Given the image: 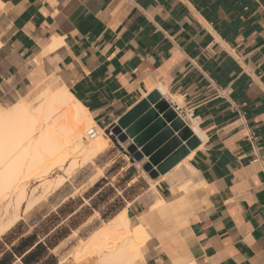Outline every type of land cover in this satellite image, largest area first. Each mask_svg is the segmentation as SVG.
I'll return each mask as SVG.
<instances>
[{
    "label": "crops",
    "instance_id": "crops-1",
    "mask_svg": "<svg viewBox=\"0 0 264 264\" xmlns=\"http://www.w3.org/2000/svg\"><path fill=\"white\" fill-rule=\"evenodd\" d=\"M50 76L101 131L157 91L201 132L181 160L193 152L195 188L172 192L158 181L165 204L153 209L147 178L161 175L151 179L147 159L130 156V139L111 138L97 156L115 150L86 188L87 201L112 187L123 204L110 219L123 208L133 220L148 216L140 264H264V0H0V105ZM56 89L48 85L41 98ZM136 186L132 199L122 197ZM81 248L75 263L97 264Z\"/></svg>",
    "mask_w": 264,
    "mask_h": 264
},
{
    "label": "bare ground",
    "instance_id": "bare-ground-1",
    "mask_svg": "<svg viewBox=\"0 0 264 264\" xmlns=\"http://www.w3.org/2000/svg\"><path fill=\"white\" fill-rule=\"evenodd\" d=\"M40 102L37 107L29 106L28 102H18L6 112L0 109V199L5 198L12 190L19 189L15 206L20 209L23 205L24 212L31 210L41 196L26 198L25 188L21 185L22 180L32 174L46 175L45 170L51 162L63 164L69 158L72 161L67 169L71 171L70 169L76 167L77 157L82 156L81 162L84 164L92 161L108 143L107 137L99 133L88 111L67 88L60 87L44 94ZM191 131L196 136L201 135L194 121L191 124ZM192 154L193 152L157 180L149 181L150 190L155 191L158 181H171L173 177L185 179L178 185L176 191H187L188 185H193L195 188L194 178L197 172L188 163ZM60 178L62 180L63 177ZM60 180L54 181L59 184ZM56 183L52 182L53 187L51 183L43 184V191L41 190L40 193L53 188L52 193ZM47 193L44 195L46 196ZM162 201L158 199L154 202L152 209L157 208ZM147 217L140 215L132 223L127 209L123 208L84 241L82 253L85 252L89 256L93 252L98 254V264H135L143 257L144 245L149 237L145 227ZM17 222L18 218L14 216L7 222L1 223L0 236Z\"/></svg>",
    "mask_w": 264,
    "mask_h": 264
},
{
    "label": "rangeland",
    "instance_id": "rangeland-1",
    "mask_svg": "<svg viewBox=\"0 0 264 264\" xmlns=\"http://www.w3.org/2000/svg\"><path fill=\"white\" fill-rule=\"evenodd\" d=\"M39 82L24 98L19 99L15 103L28 102L29 106L32 105L37 107L41 103V94L43 93L44 88L48 85H53L56 88L62 86V84L54 76L45 77ZM12 105L13 104H2L0 105V109L2 112H6L10 107H12ZM99 133L107 137L108 147L106 150H108V148L112 146L111 138L116 140V137L111 131L104 132L99 130ZM114 151L115 150L106 151L103 156L96 157L92 161L86 162L85 164L84 162H81L82 156H79L76 159V167L70 169L71 171H68L69 169H67L72 161V159L69 158L66 159L63 164L61 162H55L54 164L51 162L49 166L47 165L49 170H45V174L47 171L46 175L43 173V176L40 174H37L38 176H35V174L29 175L30 177L27 176V178L22 180L23 182L21 184L25 188L26 198H40L41 196V199H38L37 204L29 211L24 212L23 205L20 209H17L15 206L19 189L12 190L7 193L5 198L0 199V224L7 222L14 216H17L18 218L17 225L11 233L0 236V254L6 250V244H8L7 240L16 239L23 233H25V235L28 234V236L34 234L36 240H40L43 245V248L40 251V258L42 259L46 257L43 264H56L58 262H67L68 260H71L73 264H77L75 263L76 249H78V247H83L84 241H86V239L90 237L94 231L102 226L104 222H107L111 215H113V213H115V211H117V209H119L123 204V200L120 196L116 197L117 193L112 187H105L101 193L104 195L103 198L97 196L91 201H87L88 193H84L86 188L102 175L103 166L106 161L108 162V159L113 156ZM78 164L80 167L77 166ZM116 164L119 165V163ZM109 175L110 174L108 173L106 177H109ZM38 177H40V179ZM60 177H63L62 180H60ZM56 179L60 180L59 184L55 182ZM63 180L64 182H62ZM51 181L53 184L56 183L54 191L51 193L53 188L49 187L50 191L46 189V192L44 190L43 193H40L41 190L43 191L42 188L45 183L46 185L48 183L52 184ZM149 181V178H147V182L150 185L151 183ZM184 181V177H173L171 181L167 182L172 185L173 192L176 191L178 185ZM53 184L51 187L54 186ZM113 185L117 190H120L123 186V182L114 181ZM139 185L141 184L139 183ZM140 187H144V185L142 184ZM188 187V190L194 188L193 185H188ZM45 193L49 195L46 194L45 196ZM136 193L137 186L136 189H127L122 193V197L126 200H130ZM148 194L154 197L155 202L158 199H162L156 191V188L155 191L150 190ZM42 196L44 198H42ZM83 199H85L86 202H84ZM109 200H111V203H108ZM82 203L84 205L79 209L78 213L70 216V213L77 209V207H79ZM164 204L165 201L163 200L158 207ZM102 206H105L104 210ZM131 220L132 223H134V220ZM49 249L51 252H49ZM145 250L146 244L144 245V251ZM86 255L88 254L86 253ZM90 257H97L98 264V254L93 252L90 254ZM143 257H141L135 264H140ZM13 261L14 258L6 260L4 264H21L18 260L15 262ZM93 263H95V259H92L91 264Z\"/></svg>",
    "mask_w": 264,
    "mask_h": 264
},
{
    "label": "water",
    "instance_id": "water-1",
    "mask_svg": "<svg viewBox=\"0 0 264 264\" xmlns=\"http://www.w3.org/2000/svg\"><path fill=\"white\" fill-rule=\"evenodd\" d=\"M111 132L119 142L131 140L127 152L136 161L147 159L142 169L151 179L169 172L198 144L191 129L157 91L122 117Z\"/></svg>",
    "mask_w": 264,
    "mask_h": 264
},
{
    "label": "trees",
    "instance_id": "trees-1",
    "mask_svg": "<svg viewBox=\"0 0 264 264\" xmlns=\"http://www.w3.org/2000/svg\"><path fill=\"white\" fill-rule=\"evenodd\" d=\"M12 240L13 239L7 240V243L11 244ZM36 241L37 240L34 234L20 239V241L18 242L16 246L11 247L10 249L11 251L4 252L3 256L0 259V264H4L6 260L13 259V255H16L17 257L23 256L24 253H26L31 247H33ZM42 248H43V245L41 243H38L32 251L25 254V256L21 258V262L23 264L38 263L41 260L40 251Z\"/></svg>",
    "mask_w": 264,
    "mask_h": 264
},
{
    "label": "built area",
    "instance_id": "built-area-1",
    "mask_svg": "<svg viewBox=\"0 0 264 264\" xmlns=\"http://www.w3.org/2000/svg\"><path fill=\"white\" fill-rule=\"evenodd\" d=\"M173 107V110L176 112V114L182 119V117H181V110H180V108L178 107V106H172Z\"/></svg>",
    "mask_w": 264,
    "mask_h": 264
}]
</instances>
